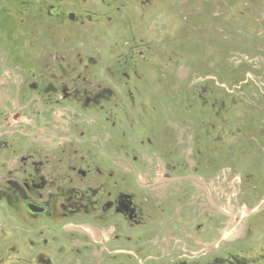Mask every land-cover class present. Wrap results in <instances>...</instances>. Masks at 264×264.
I'll return each instance as SVG.
<instances>
[{"label": "flooded vegetation", "instance_id": "flooded-vegetation-1", "mask_svg": "<svg viewBox=\"0 0 264 264\" xmlns=\"http://www.w3.org/2000/svg\"><path fill=\"white\" fill-rule=\"evenodd\" d=\"M179 6L0 0V20L13 18L20 27L14 40L23 37L25 49L9 48L0 58L26 77L20 102L41 118L26 147L0 142V264H264V243L253 237L256 216L229 238L218 223L207 227L204 219L213 217L201 211L207 184L220 175L211 165L229 166L207 154L224 160L264 150L261 121L237 115L239 136L225 146L232 109L258 111L244 104L250 82L237 76L239 96L228 94L224 67L219 87L205 78L195 95L182 83L178 90L177 68L167 67L196 58L193 15ZM106 25L115 30L104 39ZM198 209L204 219L196 223Z\"/></svg>", "mask_w": 264, "mask_h": 264}, {"label": "rangeland", "instance_id": "rangeland-1", "mask_svg": "<svg viewBox=\"0 0 264 264\" xmlns=\"http://www.w3.org/2000/svg\"><path fill=\"white\" fill-rule=\"evenodd\" d=\"M178 2L180 5L183 4L185 9L192 12L191 21L194 26L191 24L190 32L193 33L191 42H193L192 46L196 54V58L187 61L180 57L177 60L178 64L167 67L169 70L177 68L174 74L179 78L178 83H175L178 90L180 91L181 85L184 84L195 95L196 88L203 84L205 78L206 80L209 78L213 85L219 87L220 71L224 67L227 70L225 84L227 85L226 92L228 94H232L234 97L239 96L237 95V89L234 87L237 84L235 80L241 78L242 80L248 79L250 82L248 88L251 89V92L248 95H243L245 101L247 100L244 104L248 105L249 110L257 108L258 111L255 113L250 111L249 113L238 107L232 109V117L229 118L231 126L227 130L225 141V146L229 149L236 142L235 138L239 136L236 127L243 121L238 122V118L242 117L244 122L246 117L251 120H260L261 123H256L259 125L257 130H263L264 128V0H178ZM242 3L245 6L240 5ZM220 4L222 6H219ZM183 6H179V13L187 15V11L183 10ZM5 7L11 10V6ZM86 7L81 6L78 9ZM152 9H154V6ZM239 11H243L245 14L242 15L243 13L240 14ZM7 15L4 14L0 20V46H2L0 53L9 50V48L13 50L19 48V51H23L25 50L21 48L24 45L23 37L20 38V41L14 40V33L20 27L14 24L13 18H7ZM133 24H136V21ZM101 29L104 31V39L108 35H112L111 31L115 30L107 25L101 27ZM71 30V28H68L70 34H72ZM222 33L227 38L225 50H222L218 43L220 42L219 37L222 39ZM113 34L118 39L122 38V35ZM148 38L153 41V34H148ZM154 51V48L150 50L152 61L155 58ZM222 52L224 58L221 57ZM15 58L20 60L23 57L20 53ZM0 68L2 69L0 70V142H7L13 146L15 143L26 147L32 140L30 133L34 121L41 120V118L34 117L31 107L27 106L26 102H20L21 91L19 89L23 86L26 77L19 75L14 70L7 69L2 58H0ZM199 70L211 71L209 77L192 75L194 72H199ZM186 81H188L187 85L185 84ZM158 91L159 94H165L162 89ZM167 94H170L169 91ZM34 108L36 110L42 109L39 105ZM242 131L240 132L242 133ZM255 144L254 146L261 152L260 142L256 141ZM198 147L199 145H195V153ZM211 148L208 152H213ZM231 156L234 159H231ZM207 157H209V162L213 164L222 162L227 163L229 166L211 165L217 167L218 172L216 173L220 175L216 177L214 174L211 177L210 184H207V200L201 211L204 210L207 215H211L213 218L204 219V216L199 214L200 210L198 209L194 215L195 222H201L204 219L207 222V227H212L215 223H218L217 226L222 228L223 235L226 232V236L230 238L232 234H243L251 218L256 216L260 223L257 230L258 234L253 237L257 238L258 243H264V180H259L261 177L257 179L256 175L261 176V174H264V150L258 154H238L234 151L232 154L223 155L224 160H219L220 155L216 154L214 156L207 154ZM196 158L198 157L196 156ZM2 163L6 162H3L2 159ZM221 169H225V173L219 172ZM246 174H253V176L248 177ZM196 178L198 177L196 176ZM233 229L235 230L233 231ZM218 241L214 240L213 242L217 243Z\"/></svg>", "mask_w": 264, "mask_h": 264}]
</instances>
